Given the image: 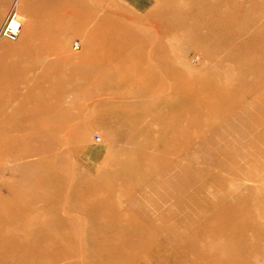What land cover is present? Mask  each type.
<instances>
[{
    "label": "bare ground",
    "instance_id": "obj_1",
    "mask_svg": "<svg viewBox=\"0 0 264 264\" xmlns=\"http://www.w3.org/2000/svg\"><path fill=\"white\" fill-rule=\"evenodd\" d=\"M26 1H31L26 9L29 16L35 19L25 25L23 19L16 15L7 23L16 34V39L21 36V39H30L33 43L20 64L33 65L35 54L31 51L51 55L65 46L66 35L85 29L88 42L99 43L101 53L86 59L82 67L89 70L98 65L101 77L106 80L70 92L69 85L55 81L57 75L54 73L27 75L20 73V69H14L7 75H0V175L5 177L0 179V225L23 228L13 239L15 244L6 246L0 257L4 264H27L29 259L41 258L40 251L42 255L47 253L51 260H58L63 258V254H57L56 248L70 242L75 234L86 240L87 237L98 239L102 234L113 232V239H120L123 245L115 248L109 239L92 254L100 256L106 264H113L119 256L128 255V246L142 244L148 248L151 244L137 237L138 232L145 235L148 232L142 225L138 228V220L121 203L115 200L116 205L112 204L110 213L108 204L104 208L96 207L99 214L108 213L112 223L100 227L101 231L95 233L90 230L93 227L82 224L81 220L62 219L53 223L47 219L57 216L65 207L83 213L85 210L77 206L78 202H86L97 191L103 190L109 197L115 193L113 188L117 183L116 179H112L110 185L109 180L104 178L95 183L84 184L76 178L69 182L77 175L75 170L72 171L65 149L73 137L81 143L88 134L87 131L77 133L75 124L64 116L68 114L67 108L76 107L81 99L92 100L94 111L110 112L111 115H103L107 121L134 125V130L124 138L150 139L154 148L151 157L157 162L162 160L160 153L168 151L155 142V135L164 129L170 132L172 117L180 114L198 123L224 118L227 125L221 133L225 136L235 132L252 134L249 141L257 148V143L264 141V115L258 118L252 111L231 104H240L245 100L240 91L246 88L251 90L247 98L252 99L258 94L264 98V1L148 0L155 5L150 9L145 2L135 6L130 4L132 0H118L129 1L131 11L134 7L141 12V16L152 14L156 24L150 34L132 33L130 30L134 31L135 27L120 20L123 18L120 11L112 8L101 11L93 7L95 0H22V3ZM67 4L72 5L69 8ZM135 22L150 24L145 18ZM150 40H154V44L150 45ZM180 44L184 47L179 48ZM176 48L184 54V59L178 55ZM61 60L67 62L64 58ZM133 60L138 61L134 78L124 77L120 68L111 66L116 61L127 63ZM193 60L199 63L197 66L200 69ZM210 63L227 75L236 73V87L230 88L219 77H203ZM24 88L26 91L22 92ZM261 90L263 92L260 93ZM128 112L132 114L127 116ZM189 129L195 131L193 126ZM214 147L218 148L219 144ZM222 160V157L216 160L218 171L210 179L220 200L209 209L212 216L222 217L217 221L210 219L206 224L204 219L196 224L194 212L190 209L193 206L190 198L187 206L190 211L185 215L187 224L193 223L183 226L192 227V230L187 232L189 237L182 233L181 242L186 247L180 256L185 264H264V249L258 254L252 247L242 252V259H232L231 253L215 255L222 245H231L236 239L242 242L248 240L249 234L254 232L259 237L251 239L264 241V210L256 209L258 202L255 198L242 192H231L230 187L234 185L221 175L226 168ZM246 180L249 182L250 178L247 176ZM209 184L206 186L209 187ZM232 201L235 204L231 205ZM237 216L240 219L233 222ZM73 223L75 230L65 234L56 232L57 228H71ZM206 227H211L212 234L201 233ZM118 228H125L126 234L118 235ZM228 231L231 232L229 235ZM213 233H216L217 245L204 247L203 242L210 239ZM35 237L37 239L33 243L31 239ZM39 238L44 240L43 245ZM36 242L42 246L41 250ZM154 248L158 247H150L146 254L148 251L156 252ZM70 254L74 256L75 251Z\"/></svg>",
    "mask_w": 264,
    "mask_h": 264
},
{
    "label": "rangeland",
    "instance_id": "obj_2",
    "mask_svg": "<svg viewBox=\"0 0 264 264\" xmlns=\"http://www.w3.org/2000/svg\"><path fill=\"white\" fill-rule=\"evenodd\" d=\"M239 1L242 2L243 0ZM30 2L26 1L23 4L22 0H0V30L7 27L8 21L12 20L16 15L19 19H23V24L25 25L33 21L35 17L29 16L26 9ZM131 2L95 0L93 7L96 6L101 11L111 8L120 11L123 14V18L120 20L124 21L126 25L135 27L134 31L130 30L132 33H152V26L156 24L152 14L141 16V12L134 7L132 12L130 4L136 6L137 3L145 2L147 6L149 4L150 9L155 5L148 0H132ZM71 5L67 4L66 6L70 8ZM144 18L149 21L150 26L135 22V20L141 21ZM88 38L85 29L70 33L66 35L63 48L54 51L51 55L39 53V51L36 53L31 51L32 54H35L33 65H22L20 60L28 55L29 45H33L32 42L30 43L31 40L21 39V36L15 41L0 37V75H7L14 69H20V73L25 72L27 75L35 72L43 76L46 74L53 75L54 73L57 75V80L55 81L69 85L68 90L70 92L101 84L106 78L101 77L102 71L98 65L93 69H89L90 71L82 67V63L86 59L101 53L100 44L90 43ZM149 44H154V40H150ZM183 47V44L179 45V48ZM176 51L184 59V54L181 53V50L176 48ZM61 58L66 59L67 62L62 61ZM192 62L200 69L197 66L199 63H195L194 60ZM137 65L138 61L133 60L127 63L116 61L111 66L120 68L124 73V77L134 78V76L136 77L134 70ZM207 69L208 72H204L205 74L202 75L206 79L219 77L224 79L230 88L236 87L234 85L237 78L236 73L231 72L232 74L227 75L211 63L207 65ZM73 79L74 81L72 82ZM74 82L77 83L74 84ZM21 91H26V88L21 89ZM250 91L249 88L241 90L240 94L245 97V100L240 103L241 105L239 103H232L231 105L239 109L250 110L258 118H261L264 115V98L262 99L263 96L260 97L259 94L252 99L247 98ZM92 108V100L81 99L76 107L69 106L67 108V116L64 115L69 118L70 122L75 124L77 133L87 131L88 134L81 143L75 141L73 137L72 142L65 149L66 155L72 163V171L74 172L75 170L74 173L78 176L71 177L69 182L76 178V181L79 180L84 184L95 183L104 178V180L108 179L111 185V180L116 179L117 183H115L113 188L115 193L108 197L105 195L104 190L97 191L96 195L94 194L86 202H78L77 206L85 210L83 213H78L76 209L70 210L65 207L57 216H51L47 219L53 223L63 221L62 219L68 221L81 220L82 224L86 223L89 224V228L93 227L90 230L95 233L101 231L100 227L112 223L110 215L105 212L99 214L96 211V207L101 206L104 208L108 204L107 208L110 213L112 206L116 205V201L121 203L130 214L135 216L136 221L138 220V228H141L142 225L148 232L146 235L138 232L137 237L140 240L150 241L151 244L148 248L142 244H135L132 247L128 246V255L119 256L117 260H114L113 264H185L180 256V253L186 247L185 243L181 242L183 239L182 233H184L185 237H189L187 232H191L192 227L186 228L183 225L190 226L193 223L187 224L188 220L185 214H189L190 209H192L196 224H199L204 219H206L204 222L206 224V222L209 223L210 219L217 221L222 217L212 216L209 212L211 205L220 200L219 193L213 190L214 184L210 182V179L218 171L217 167H215V162L221 157L226 166L221 171V175L231 185H234L233 188L230 187L231 192L238 191L249 195L253 199L255 198L258 202L256 209L264 210V141L260 140L257 143V148H255L252 141H249L252 139V134H237L235 132L233 135L225 136L224 133H221L227 125V120L224 118H219V120L214 118V120L198 123L197 121L191 122L189 118L180 114L172 117L170 132L164 129L159 131L158 135H155V142L168 151L166 154L161 152L160 157L162 160L157 162L156 159L151 157V152L154 148L150 139L128 140L126 137L124 138V135L134 130V125L107 121L103 115H111L109 111L101 109L94 111ZM157 112L164 113L162 110ZM131 114V112H128L127 116ZM191 126H193L195 131H190L189 128ZM194 126H197L198 129ZM218 144L219 147L215 149L214 145ZM145 169L147 170L145 171ZM247 176L250 178L249 182L246 180ZM4 178V176L0 175V179ZM208 184L209 187L206 186ZM249 188H253V190ZM2 190L3 194L6 195L5 189L3 188ZM190 198L193 200V206L189 209L187 206H189ZM235 201L236 203L239 202L238 200ZM230 204L233 205L235 203L232 201ZM87 211H89V215H87ZM96 215L97 217L95 218ZM239 219L240 217L237 216L232 221L235 222ZM74 227L73 223L71 228L61 230L57 228L56 232L65 234L64 232L68 233L69 230H75ZM21 229H23L22 226L16 228L9 224L0 225V255L3 254V249L6 246L15 244L13 239L18 237V231ZM211 230V227H206L201 233L212 234ZM230 233L228 231L227 234L229 235ZM117 234H126V229L118 228ZM113 236L114 234L111 232L102 234L98 239L87 237L85 240L82 236L75 234L70 242L58 245L56 248L57 254H63L62 259L51 260L47 253L42 255L39 251L38 253L42 257L39 259L35 257L33 260L29 259L27 264H106L105 260L101 259L100 256H93L92 254H94L100 244L109 241V239L112 240L115 248L117 246L120 248L123 245L121 240H114ZM252 237L258 238L259 236L254 232L249 234L247 241L242 242L236 239V241L231 242V245L221 244L222 246L215 255H221L222 252L225 254L231 253L232 259H236L242 256V252H247L252 247L256 253L261 254L264 249V241L256 242L251 239ZM226 238L229 239V237ZM36 239L37 237L31 240L34 243ZM39 241L42 245L44 244L42 238H39ZM48 241L51 245L52 239ZM217 242L216 233H213L210 239L203 242V246L206 248L213 247L217 245ZM35 245L40 246L39 250L42 249V246L37 245V242ZM154 245L158 247L157 249L154 248L156 252L148 251L146 254L147 250ZM73 250L75 251L74 256L70 254ZM0 264H4L1 257Z\"/></svg>",
    "mask_w": 264,
    "mask_h": 264
},
{
    "label": "built area",
    "instance_id": "obj_3",
    "mask_svg": "<svg viewBox=\"0 0 264 264\" xmlns=\"http://www.w3.org/2000/svg\"><path fill=\"white\" fill-rule=\"evenodd\" d=\"M0 37H6V38H9L11 40H17L16 39V34H14L9 28L8 26L7 27H4L0 30Z\"/></svg>",
    "mask_w": 264,
    "mask_h": 264
}]
</instances>
